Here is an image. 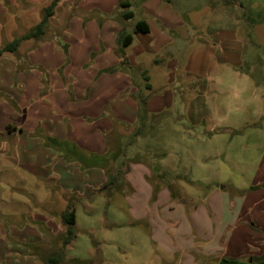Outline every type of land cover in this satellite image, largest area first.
I'll return each instance as SVG.
<instances>
[{"label":"rangeland","instance_id":"rangeland-1","mask_svg":"<svg viewBox=\"0 0 264 264\" xmlns=\"http://www.w3.org/2000/svg\"><path fill=\"white\" fill-rule=\"evenodd\" d=\"M123 1L133 4L134 20L145 19L155 28V18L163 22L169 18L174 29L169 39L164 38L171 56L161 55L163 62L148 69L152 96L160 100L150 110L147 102L146 108L150 116L158 117L157 125L154 133L139 137L134 150H129L134 161L128 165L122 194L96 190L90 199L75 204L77 236L65 249V259L93 264H218L222 258L230 259L224 245L229 239L239 246L250 240L253 249L244 245L243 251L264 252V242L260 247L256 243L264 239V218L259 217L264 207L260 200L264 198V0ZM141 2H146L145 10ZM2 7L6 11L0 13V23L7 37L28 31L30 23L22 16L28 4L23 7L18 1L12 6L0 0ZM67 9L63 2L54 13L48 38L61 36L62 21L78 13ZM117 10L116 5L103 22L117 21L118 14L111 18ZM41 16L40 9L33 15L34 23ZM147 47L151 62L159 45L151 39ZM132 129L133 125L115 123L106 136L110 153ZM154 154L161 155L156 162L163 170L155 169ZM162 171L165 179H160ZM18 182L24 183L27 193L37 194L41 187L28 174H13L12 166L0 158V264H12V243L34 253L20 236L25 235L22 226L29 225L27 217L37 209L31 199L21 197ZM54 222L58 225L59 218ZM12 226L21 230L13 237L16 241ZM47 237L53 241L52 235ZM251 258L258 257L247 259Z\"/></svg>","mask_w":264,"mask_h":264},{"label":"crops","instance_id":"crops-1","mask_svg":"<svg viewBox=\"0 0 264 264\" xmlns=\"http://www.w3.org/2000/svg\"><path fill=\"white\" fill-rule=\"evenodd\" d=\"M18 1L23 7L28 4L31 9L28 8V12L22 14L30 23V27H26L28 31L39 22L34 23L33 15L50 3V0H8V3L13 6ZM63 2H67V11L75 9L78 13L66 22L62 21L61 27H58L61 36L48 38L47 29ZM117 2L93 0L88 4L87 0H60L40 38L23 40L15 53L0 55V158L12 166L13 174H28L41 186L37 194L27 193L24 183L18 182L22 190L21 197L29 202L31 199V204L37 209L27 217L29 225L22 226L25 235L20 237L26 241L25 246L33 249L32 255L37 256H32L29 249H18L12 243V264H36L34 259L43 260L50 250L47 236H55L64 230L60 222L55 225L54 221L65 208L67 196L75 193L82 195L87 188L96 191L105 181L102 170H82L78 163L66 160L60 152L46 146L45 139L66 142L86 155H102L107 150L106 136L112 133L114 121L128 125L136 121L137 106L130 95L143 89L145 83L137 78L133 81L117 69L120 59L115 54V40L119 23L112 19L101 23L98 21L102 16L107 18ZM140 8L145 10L146 2ZM4 11L5 7L0 8V13ZM94 17L97 18L94 20ZM155 19V28L147 22L149 32L143 35L147 38L142 42L143 37L137 34L125 50V56L132 66L153 69L155 63L163 62L161 55L171 56L167 50L171 46L165 39L170 38L174 29L170 26L169 18L165 19L166 22ZM3 26L0 23V46L18 38L16 36L11 40L7 37L3 33ZM151 39L154 46L159 45V49L154 52L158 55L152 56L149 62L146 52L147 42ZM140 42L146 49L142 48ZM134 43L137 45L131 47ZM26 44L29 47L25 51L23 48ZM113 68L116 70L107 71ZM172 80L174 77L170 73L169 81ZM159 100L151 95L148 110ZM260 200L264 201L263 196ZM259 215L264 218V207L260 209ZM51 223L58 230L52 229ZM10 233L14 239L21 230L12 226ZM234 241L229 239L224 244L230 259L245 261L248 257L264 255L263 249L256 251L257 254L243 251L244 245L253 249L250 240L244 245L240 243V246ZM262 242L264 239L256 241L259 247Z\"/></svg>","mask_w":264,"mask_h":264},{"label":"trees","instance_id":"trees-1","mask_svg":"<svg viewBox=\"0 0 264 264\" xmlns=\"http://www.w3.org/2000/svg\"><path fill=\"white\" fill-rule=\"evenodd\" d=\"M59 1L60 0H51L50 3L43 8L40 21L23 36L3 44L0 47V55L3 53H15L20 42L23 40L40 38L45 33L48 19L53 15L54 9ZM131 6H133V4L130 1L118 0L117 9H122V11L117 10L111 15V18L116 14L120 17L117 21L114 19V21L119 23V30L115 40V54L120 59L117 69L130 76L133 81L137 78L142 79L145 83L143 89L137 90L130 95L137 106L136 121L133 124L132 131L124 140L118 139L116 151L114 153L109 152L110 146H108L106 142L107 150L102 155H86L83 151L78 150L74 146H70L66 142L50 138L45 139L46 146L60 152L66 160L78 163L82 170L89 168H98L102 170L105 176V183L103 186L108 195H112L113 193L119 194L120 191L121 194L123 193L124 176L128 172L130 161L133 160L128 157L129 150H134L135 143L139 137L150 136L155 132V127L157 125L156 119H158V117L150 116L146 108L148 99L153 92L151 84L149 83L148 69L132 66L125 56V50L132 44L134 36L149 32V25L145 19L134 20L135 14ZM108 17L110 16H107V18ZM104 18H106V16H102V19H98V21L101 23ZM130 21H132V24L130 23L131 27L126 25ZM114 70H116V68L108 69L107 71L112 72ZM115 123L116 121H114V125ZM136 153L139 154V151ZM160 158L161 155L154 154L151 156V160L152 162L154 161V167L157 171L163 170L156 162V160H160ZM161 178H166L164 171H162L160 179ZM95 193L96 191L94 190L86 189L82 195L69 194L67 196L65 208L58 215L59 222L64 230L59 235L53 236L52 242L51 240L49 241L51 250L42 260V264H93L92 260H66L64 251L67 247L71 246L77 236V229L75 228V204L81 200L90 199ZM218 264H264V255L245 261L222 258L218 261Z\"/></svg>","mask_w":264,"mask_h":264},{"label":"water","instance_id":"water-1","mask_svg":"<svg viewBox=\"0 0 264 264\" xmlns=\"http://www.w3.org/2000/svg\"><path fill=\"white\" fill-rule=\"evenodd\" d=\"M104 190H105V187L98 189V191H104Z\"/></svg>","mask_w":264,"mask_h":264}]
</instances>
